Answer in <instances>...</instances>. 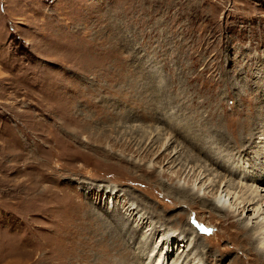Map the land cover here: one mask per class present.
<instances>
[{
  "label": "rangeland",
  "instance_id": "rangeland-1",
  "mask_svg": "<svg viewBox=\"0 0 264 264\" xmlns=\"http://www.w3.org/2000/svg\"><path fill=\"white\" fill-rule=\"evenodd\" d=\"M263 162L264 0H0V264H264Z\"/></svg>",
  "mask_w": 264,
  "mask_h": 264
},
{
  "label": "bare ground",
  "instance_id": "bare-ground-1",
  "mask_svg": "<svg viewBox=\"0 0 264 264\" xmlns=\"http://www.w3.org/2000/svg\"><path fill=\"white\" fill-rule=\"evenodd\" d=\"M171 154V153H170ZM264 163V162H263ZM213 168V167H212ZM232 168H233V166H232ZM255 170H258V169H254L253 171H252V174L250 173L249 175L251 176V175H254L253 176V179H252V183H256V181H254V180H257V179H260V178H262V176L264 175V170L263 169H261V170H259V171H255ZM212 172H214V173H216V171H214V169L213 170H211ZM210 171V172H211ZM230 172V171H229ZM222 174V173H221ZM230 175L232 174V173H229ZM247 174V173H246ZM209 176V175H208ZM246 176V175H245ZM226 177V176H225ZM211 178L209 177V179H208V181L210 180ZM225 179H227V178H225ZM223 180H224V178L222 179L221 178V180H220V186H219V188H217L216 189V191H215V197H214V201L213 202H210L211 203V206L214 208V209H216V210H218V211H223V210H227V211H229V210H231V211H233L232 209H234V207L236 206V209H235V212L236 211H238V212H240V215L241 214H243V213H245L246 212V217H247V220L246 221H244V223H246V224H244V226H243V228L241 229V232H243L245 235H246V240H248L249 242H251V243H254V242H252V240H255V243H257L258 244V247L256 248V252L258 253V254H262V253H264V199H261V198H264V196H262V194L258 191L259 189H255L254 188V193H256L254 196H251V197H248V198H241V197H239V196H237V193H236V190L233 192V189L231 188V186H230V184H227V182L225 183V184H223L222 185V182H223ZM227 181V180H226ZM213 182L215 183V179H213ZM230 183H231V181H230ZM259 184H261V183H259ZM235 184L233 183V186H234ZM193 186V185H192ZM192 186L191 187H189V189H184V188H182V187H177V188H175V190L173 191V193H176L177 195H181L182 196V198H191V197H196V198H198V199H200V196H199V194H198V192H194V187L192 188ZM246 186V185H245ZM221 187H223V189L220 191V189H221ZM199 190V189H198ZM251 190H253V188L251 189ZM119 191L120 190H118V189H116V187H114V186H111V187H107L106 188V192H104V194L103 195H105V193H107V194H110V196L109 195H106V198L107 199H109V201H108V205H109V208H107L108 209V211H110V205H112V203H113V201L115 200V199H117V197L119 196L118 194H119ZM232 191V192H231ZM262 191V190H261ZM240 192V191H239ZM234 197H235V199H234ZM245 197V196H244ZM250 200V201H249ZM257 200V202H255ZM204 203V205H206L205 203L206 202H203ZM112 207H114V206H112ZM250 207H252V211H250V210H248V208L250 209ZM247 209V210H246ZM88 211V210H87ZM134 211H137V209L131 204L130 205V208L128 209V211H127V216H130V214L129 213H131V214H133V215H135L137 212H134ZM129 212V213H128ZM133 212V213H132ZM250 212V213H249ZM123 214V213H122ZM97 215V214H96ZM124 215V214H123ZM107 216L108 215H103V220L104 221H107L108 220V218H107ZM110 216V215H109ZM133 217V216H132ZM125 218V217H124ZM123 218V219H124ZM136 218H137V220H136V222H135V226H133V228H132V226H130L131 227V229H132V233L134 234V236H136L137 234H138V232H141V229H143V225H145V223H146V221L145 220H147V217H145V214L143 213V214H140V212L139 213H137L136 214ZM130 219H132V218H125L124 220H130ZM252 219H261V221H260V223H259V225H257L255 228H249L248 226H249V223L251 222V220ZM92 221V220H91ZM122 221V220H121ZM259 221V220H258ZM248 223V224H247ZM92 224V223H91ZM247 225V226H246ZM104 226V225H103ZM105 227V226H104ZM103 227V228H104ZM106 228V227H105ZM93 229V228H92ZM118 229H119V227H118ZM128 229H130V228H128ZM130 229V230H131ZM252 229H254L255 231H256V233H257V236H255V239H253L252 237H250V236H247V233L249 232V231H251ZM127 230V229H126ZM188 230H190V229H188ZM158 231V230H157ZM131 232V231H130ZM104 233V232H103ZM102 233V235L104 236V239H103V242L105 243L106 241H110L111 240V238L113 237L112 235L114 234V233H112V234H109V233H105V234H107V235H104ZM156 234V233H155ZM154 234V235H155ZM117 235H118V237L120 238V240H122L123 238H122V235H121V230H120V232H117ZM93 238L95 239V238H97V230L95 229V227H94V232H93ZM160 238V237H159ZM161 238H162V240H163V244L165 245V247L166 248H164V249H161L160 250V252H162V254H160L159 255V257H158V260H153L154 258H152L151 259V256H153V252L154 251H156L155 249H153V250H151L150 252V260H151V262H149L148 264H168V259H167V253H165L164 251H167L168 252V254L170 255V253H171V248H173V244L175 243V239H173V235H171L169 232H162V234H161ZM183 238V237H182ZM153 239V238H152ZM166 240H167V242H166ZM96 242V241H95ZM108 242L107 243H105V244H103V245H105V251H107L106 249L108 248ZM181 242L182 243H184V245H182V247H184L183 248V250L179 253V255L176 257V261H177V264H183V262L185 263L186 262V260H189V259H187V258H184V261H183V255H184V253L191 247V245H190V241L189 240H187L186 242H185V240L184 239H182L181 240ZM181 243V244H182ZM98 245V244H97ZM103 245H101V246H103ZM175 245V244H174ZM121 246H122V248H123V244H121ZM98 247V246H97ZM120 247V246H119ZM156 247H158V246H156ZM155 247V248H156ZM252 251V250H251ZM255 252V253H256ZM115 256V255H114ZM261 256H263V255H260V257ZM186 257V256H185ZM257 257V256H256ZM80 258H82V257H80ZM86 258H92V255H86ZM125 258V257H124ZM182 258V259H181ZM186 259V260H185ZM258 259V258H257ZM263 259V258H262ZM83 260V259H82ZM113 260V259H112ZM128 260V259H127ZM153 260V261H152ZM260 260V259H259ZM258 260V261H259ZM197 261V260H196ZM263 261V260H262ZM192 262H195V261H191L190 263H192ZM200 261H197L196 262V264H200L199 263ZM264 262V261H263ZM187 263V262H186ZM190 263H188V264H190ZM262 263V262H261Z\"/></svg>",
  "mask_w": 264,
  "mask_h": 264
}]
</instances>
